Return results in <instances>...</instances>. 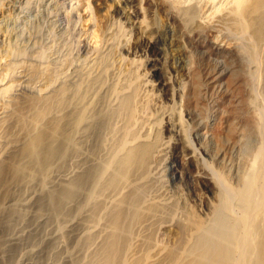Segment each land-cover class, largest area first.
Listing matches in <instances>:
<instances>
[{
    "label": "bare ground",
    "instance_id": "obj_1",
    "mask_svg": "<svg viewBox=\"0 0 264 264\" xmlns=\"http://www.w3.org/2000/svg\"><path fill=\"white\" fill-rule=\"evenodd\" d=\"M209 1L92 0L83 61L53 58L51 30L5 33L4 69L38 84L0 121L3 256L22 247L16 264L60 255L59 264H264V0H217L208 12ZM10 2L0 0V15ZM156 19L170 30L196 21L186 41L207 31L213 48L245 61V81L223 75L227 97L212 114L189 51L174 49L179 76H164ZM116 23L129 35L120 48L109 34ZM146 52L151 75L133 80L132 57ZM53 166L51 185L29 192ZM41 200L43 218L33 210Z\"/></svg>",
    "mask_w": 264,
    "mask_h": 264
},
{
    "label": "rangeland",
    "instance_id": "obj_2",
    "mask_svg": "<svg viewBox=\"0 0 264 264\" xmlns=\"http://www.w3.org/2000/svg\"><path fill=\"white\" fill-rule=\"evenodd\" d=\"M11 5L15 6L11 8V11L7 13L3 7V13L0 15V92L1 90L4 91L6 87H8L9 83L17 82L16 89L12 91V95H8L5 93H0V121L4 117H6L7 107L10 105V110L15 108V105L12 102V99L18 100L21 98L22 95H26L29 92H33L36 90V80L34 78L25 77L21 72L17 71L15 74L11 72H7L4 64V52L7 50L9 39L3 38L5 33H7L11 38L15 34H22L23 35L27 32V30L32 27L33 29L37 28L40 29L42 32H37L39 35H42V33L46 30H51L53 35L52 38L49 40V44L51 46L52 52L55 54L52 57H60L64 55V58H71L73 57L75 61H83V59L86 57L85 54H81L78 49V44L80 41L83 40H89V36L87 30L91 23L93 22V18L89 20L88 13H90V8L95 11V6L92 0H87L88 4L85 0L84 2L81 0H10ZM217 0H210L206 4V10L208 12L211 11L213 7L217 5ZM87 4V5H86ZM99 5V3H97ZM111 5V4H109ZM102 6V5H99ZM110 9V6H105L103 8V13L108 11ZM68 12H71L74 19H68L69 17L64 19V14H68ZM202 12V11H201ZM111 13V11L109 12ZM204 13V12H203ZM204 15V14H202ZM154 22V26L158 29L159 37L161 38L160 42L163 47L167 50L166 54L163 56V59L161 62H163V70H164V76L170 81H174L178 78V73L174 71V66L177 65L180 60L179 56H173V50H186L189 51L191 54L192 63L194 66H196L197 71L199 72L201 76L200 80V91L201 98L203 100L206 99L207 107H208V115L212 114L214 112L215 108L221 107L222 101L227 96L221 95L223 91H218L217 86L221 84L224 81V74H231L236 81V83H240L245 81L246 78V63L236 55L231 53H223L215 48H213L208 42H207V34L205 31L204 33H199L198 35H192L190 37V41H186L185 39V25L191 30L195 27L196 21H190L186 20L182 24L176 26L173 30H170V28L159 19H156ZM122 23H116L111 26V38L112 42L115 43L116 47H123L124 44H126V41L129 39V35L127 34V29ZM218 33L222 35L224 39L227 37L231 39L230 35L227 34L224 31H221L218 29ZM100 40L98 39L97 43H94V41H91V46L94 48L96 46L95 44L99 45ZM173 52V53H172ZM92 56V54L87 55V57ZM151 55L149 53H137L132 57V76L133 80H139L141 79L142 82L145 80V76H142L143 74L147 72L148 75H151V72H148V61L150 59ZM259 75H262L260 71H257ZM219 76V79L215 80V77L213 75ZM212 77L210 78V76ZM210 78V79H209ZM152 80L155 79V77H151ZM140 80V81H141ZM150 94V93H149ZM148 94V96H149ZM235 98L237 102H241L242 96L241 94L235 95ZM235 101V100H232ZM236 102V101H235ZM178 104L175 105L177 107ZM8 109V110H9ZM161 109L166 110L168 109L167 105L165 103L161 104ZM10 118V117H9ZM7 117V119H9ZM9 121V120H7ZM254 140V139H253ZM6 154L5 156H7ZM58 161H56L57 163ZM55 165V164H54ZM57 165V164H56ZM55 165V166H56ZM55 171H53L52 167V173H49L52 177L57 176L60 173H57V167H55ZM6 167V164L4 165ZM236 167V166H235ZM3 168V164L1 166ZM6 169V168H4ZM48 170V169H47ZM46 170V171H47ZM57 170V172H56ZM51 172V168L48 170V172ZM44 172V171H43ZM45 172V176L47 175ZM56 172V173H55ZM60 172V171H59ZM166 174V172H164ZM62 174V170H61ZM42 175V174H41ZM50 175H47L48 178L44 176L43 173V179H45L47 182L44 183V180L41 179V177L37 180L35 179L28 189L29 192L36 191L39 187V184L43 182V184H47L46 186H50L53 182L55 177H49ZM50 179V180H49ZM52 179V181H51ZM43 180V181H42ZM41 181L40 183H38ZM50 182V183H49ZM35 185V186H34ZM182 186V185H181ZM19 201H25V195L18 196ZM41 200L39 202L38 208H32L33 210H37V214H39V217L43 218L48 213V206ZM42 204V205H41ZM42 208H41V207ZM33 207V206H31ZM41 215V216H40ZM51 221V220H50ZM25 224L31 225L33 222L29 217H25L24 219ZM53 222L48 224L47 228H50ZM12 228H10L11 230ZM131 231L137 232L135 228ZM0 236H2L0 232ZM154 237V236H153ZM155 238V237H154ZM153 238V239H154ZM159 241V239H157ZM156 241H153L155 243H149V249L154 250V245L157 243ZM151 246V247H150ZM154 246V247H152ZM69 250H72V248H68ZM25 251V248L21 249L18 248L10 254L5 253L3 254L0 252V264H16L18 259H20V255L23 254ZM59 257H45V259L41 260L40 264H59L60 258ZM17 259V260H15ZM16 262V263H15ZM35 264V263H34Z\"/></svg>",
    "mask_w": 264,
    "mask_h": 264
}]
</instances>
